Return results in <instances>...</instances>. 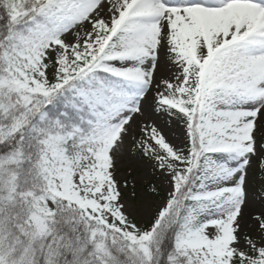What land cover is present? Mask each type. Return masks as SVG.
<instances>
[{
    "label": "snow or ice",
    "instance_id": "6c2138e0",
    "mask_svg": "<svg viewBox=\"0 0 264 264\" xmlns=\"http://www.w3.org/2000/svg\"><path fill=\"white\" fill-rule=\"evenodd\" d=\"M0 264H264V0H0Z\"/></svg>",
    "mask_w": 264,
    "mask_h": 264
}]
</instances>
